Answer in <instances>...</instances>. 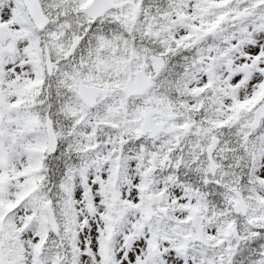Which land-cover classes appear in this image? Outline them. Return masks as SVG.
<instances>
[{
    "label": "snow or ice",
    "instance_id": "6c2138e0",
    "mask_svg": "<svg viewBox=\"0 0 264 264\" xmlns=\"http://www.w3.org/2000/svg\"><path fill=\"white\" fill-rule=\"evenodd\" d=\"M0 264H264V0H0Z\"/></svg>",
    "mask_w": 264,
    "mask_h": 264
}]
</instances>
